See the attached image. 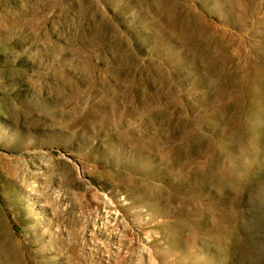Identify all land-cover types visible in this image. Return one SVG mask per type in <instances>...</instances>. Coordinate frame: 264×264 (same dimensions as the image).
I'll list each match as a JSON object with an SVG mask.
<instances>
[{"label":"rangeland","instance_id":"1","mask_svg":"<svg viewBox=\"0 0 264 264\" xmlns=\"http://www.w3.org/2000/svg\"><path fill=\"white\" fill-rule=\"evenodd\" d=\"M0 215L26 264H264V0H0Z\"/></svg>","mask_w":264,"mask_h":264},{"label":"bare ground","instance_id":"2","mask_svg":"<svg viewBox=\"0 0 264 264\" xmlns=\"http://www.w3.org/2000/svg\"><path fill=\"white\" fill-rule=\"evenodd\" d=\"M0 261L7 264H26L20 253V248L8 223L0 215Z\"/></svg>","mask_w":264,"mask_h":264}]
</instances>
